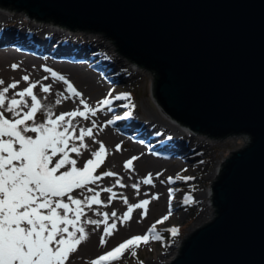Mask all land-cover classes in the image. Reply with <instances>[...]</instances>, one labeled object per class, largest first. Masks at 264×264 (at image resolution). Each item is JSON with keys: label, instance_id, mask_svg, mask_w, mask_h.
<instances>
[{"label": "water", "instance_id": "1", "mask_svg": "<svg viewBox=\"0 0 264 264\" xmlns=\"http://www.w3.org/2000/svg\"><path fill=\"white\" fill-rule=\"evenodd\" d=\"M11 6L103 32L151 70L153 99L187 131L249 135L211 181L215 216L167 264H264V0H0Z\"/></svg>", "mask_w": 264, "mask_h": 264}, {"label": "rangeland", "instance_id": "2", "mask_svg": "<svg viewBox=\"0 0 264 264\" xmlns=\"http://www.w3.org/2000/svg\"><path fill=\"white\" fill-rule=\"evenodd\" d=\"M9 6L7 5L6 8ZM0 12L6 13L7 16L6 21L1 25L2 28L5 26L8 29L16 27V32L22 35L18 37L30 43L21 46L18 45V42H13L12 45H6L8 47L7 52L0 49V79L5 82L0 87L7 86L13 80L20 81L15 89H9V95L27 86L29 81H24L23 76L28 75L30 80L40 81V84L34 88V92L42 99V104L45 107L49 104L52 105L54 114H59L61 111H71L77 105L83 108L84 105L79 104L81 96H74L69 93L64 81L51 76V73L47 70V68H51L70 79L78 92L83 94L82 98L92 106L101 101L105 95L110 98L116 97L112 100L111 107L97 108V112L94 115L89 113L87 119L79 116L73 119H78L81 126L89 127L91 126L90 117L101 118L92 130L93 136H85V142L89 147L82 150L78 159V166H83L84 162L91 157L92 151L98 149V141H103L106 145V157L96 169L95 174L98 175L109 169L119 174V176H101L98 182L90 185L97 188L112 186L115 196L112 197L107 191L100 192V198L108 200L111 197V203L103 205L93 203L82 219L91 217L94 220H103L102 215H99L97 211H93V209H97L100 212H108V222L115 220L117 226L112 230L110 236L105 237V244L101 245L99 239L106 225L101 224L97 227L91 223L85 224L88 235L85 240L81 241L76 250L70 253L65 264H91V260L95 256L110 250L132 235L145 233L149 226L154 223L156 231L163 237V240L150 239L147 243L141 242L136 246L135 254L132 253L130 248L125 249L121 257L112 261L111 264H140L141 261L144 264H167V262H171L179 254L178 247L183 244L181 239L188 237L195 228L209 222L216 214V211H214L215 206L210 203L212 199L209 197V200L199 195L201 191L210 188L212 186L211 181L216 180L218 177V172L213 176L209 174L216 168L217 163L223 162L224 158L232 154L230 151L238 150L247 145L250 139L249 135L238 133L209 139L205 133L200 134L199 132L195 134L186 131L185 134H180L166 131L167 133L159 134L156 129H152L151 123L146 120L147 112H154L156 119H167L170 123L172 119L161 110L153 99L151 94L152 72L149 68L133 65L134 62L130 61L127 56L123 58L122 53L115 52L116 45L112 43L111 38L102 35L103 32L100 31L93 32L79 28L69 30V27L63 28L59 25L58 27L54 26V29H58V32L61 33L58 37L53 36L52 39L51 34L44 35L48 31L45 33L41 30L36 31L40 35L36 37L35 32L29 30L30 27L40 23L39 25L52 28L53 26L49 25L52 21H35L33 16L27 18V12H24L23 9L12 8V11H9L0 7ZM23 22L30 26H27V29L20 27L19 24ZM47 36L50 37L47 38ZM45 40L52 42V48L48 49ZM96 42L98 44L95 46L101 52H105L101 57L104 56L113 63L123 62L125 74L128 73L124 80L113 78V75L118 72L113 71L115 67L109 68L107 66L104 68L103 64L100 63L103 59L94 54L96 52L94 47L91 50L88 45ZM5 44L7 43L5 42ZM44 45H47V48L43 49ZM70 46H74V48ZM82 46L85 47L80 49ZM62 47L63 49L67 47V50H63ZM102 48H104V51ZM13 51L16 53L19 51L21 54H15ZM13 64L18 65V67L13 68ZM45 65H47V68L44 67ZM42 77L47 79H42ZM43 83L50 84L52 86L51 91H42ZM97 84H103L104 88L99 89V92L91 95V97L85 94V91L89 94ZM121 92H129L131 96L120 97L117 94ZM65 96L68 98L65 99ZM57 100L60 103H57ZM129 101L135 107L131 109L132 115L126 117L123 113L129 110ZM45 116L46 113L43 110H38L36 113L37 120L44 119ZM115 117H119V119H114ZM144 121L148 124V127L145 126L142 129L143 135H138L136 133L137 127ZM172 123L174 122L172 121ZM128 124H132V126H128ZM155 142L158 146L163 147L162 150H159L160 154H157L158 150L154 147ZM77 143L79 142L77 141ZM116 144H120V147L116 148ZM185 144V154L197 150V156L191 157L192 160H186V155L182 158L176 155L179 153L177 148H180V145L185 146ZM134 146L140 147L146 156L152 158V167L147 170L142 167L144 165L138 161L140 157L132 160V167L125 165L124 162L132 158L131 153L134 152L132 149ZM153 148L156 150L155 154L151 153L154 152ZM72 155L75 156L76 154L73 153ZM157 172L160 173L159 176L155 175ZM149 173H152L151 179L154 183H147L141 179ZM177 173L181 177L189 176L192 179L168 181L169 176L175 177ZM117 179H121L122 184H115ZM134 184H139V189L134 188ZM170 188L174 190L172 193H169ZM79 192V189L74 190V194L78 195ZM137 193L139 194L137 195ZM154 193H159V195L153 196ZM187 193H191L192 196L190 203L184 202ZM209 195L211 196V191ZM124 197H127L128 204H138L140 200L148 199L146 214L141 215L145 212V208L138 206L133 209L130 218L122 223L121 217L128 207V204L124 202ZM170 205L171 207H169ZM113 210L116 212L115 217L111 216ZM166 213L170 214L161 221L159 218L165 216ZM157 221L159 222L156 223ZM172 226L179 228L176 235H172L170 231Z\"/></svg>", "mask_w": 264, "mask_h": 264}, {"label": "snow or ice", "instance_id": "3", "mask_svg": "<svg viewBox=\"0 0 264 264\" xmlns=\"http://www.w3.org/2000/svg\"><path fill=\"white\" fill-rule=\"evenodd\" d=\"M12 67L18 65L13 64ZM44 67L47 68V65ZM47 70L53 78H59L66 83L69 93L81 96L79 104L84 107L77 105L71 111L54 114L52 105L45 107L42 99L34 92L40 81L30 80L28 75L23 76L24 81H29L27 86L11 95L8 94L9 89H15L20 83L19 80L0 87V264H65L70 253L87 237L85 224L91 223L97 227L106 225L99 239L101 245L105 244V237L110 236L117 226L115 220L108 222V212L97 209L93 211L102 215L103 220H94L91 217L82 219L93 203H111V197L103 200L100 192L107 191L112 197L115 196L112 186L97 188L90 185L98 182L101 176L119 174L111 169L95 174L106 157V145L103 141H98V149L92 151L91 157L83 166H78L82 150L89 147L85 136H93L92 130L96 127V122L92 120L91 126L85 127L80 125L78 119H73L78 116L87 119L89 113L94 115L97 112V108L111 107L112 100L116 97L105 95L92 106L82 98L83 94L78 92L70 79L51 68ZM4 84V80L0 79V85ZM51 87L50 84L43 83L41 90L49 92ZM117 95L130 97L131 93L121 92ZM56 102L60 103L59 100ZM134 107L129 101V110L123 115L131 116V109ZM38 110L46 113L44 119H36ZM115 147L119 148L120 144ZM73 153L76 155H72ZM133 159L135 157L126 160L125 165L132 167ZM155 175L159 176L160 173ZM151 177L152 173H149L141 179L154 183ZM167 179L173 181L192 178L181 177L177 173L175 177L169 176ZM115 184H122V180L117 179ZM133 187L139 189L140 185L134 184ZM76 189L80 190L78 195L74 194ZM173 191L169 189V193ZM158 195L159 193L153 194ZM123 199L128 204L127 197ZM191 201V193H187L184 202ZM148 202V199H142L138 204H128L121 222L129 219L133 209L138 206L145 208V212L141 214L145 215ZM169 214L166 213L159 219L162 221ZM111 216H116L115 210L111 212ZM170 231L172 235H176L179 228L172 226ZM150 239L163 240L156 231L155 223L145 233L132 235L110 250L95 256L91 264H111L129 248L135 254L136 246L141 242L147 243ZM140 264L144 262L141 261Z\"/></svg>", "mask_w": 264, "mask_h": 264}, {"label": "bare ground", "instance_id": "4", "mask_svg": "<svg viewBox=\"0 0 264 264\" xmlns=\"http://www.w3.org/2000/svg\"><path fill=\"white\" fill-rule=\"evenodd\" d=\"M2 11V10H1ZM7 16H6V13H1L0 12V49L3 51V52H7L8 51V47L6 46V45H12V44H14L13 42H18V45H23V44H30L29 43V41H23V40H21L20 39V37H18V36H22L20 33H18V32H16L17 30L15 29L16 27H14V28H12V29H8V28H6V26L5 27H3L2 28V26L1 25H3V23L6 21V18ZM52 23H54V22H52ZM52 23H50L49 25H51V26H53L52 28H50V27H46L45 25L44 26H42V25H36V26H34V27H30V29L29 30H33L35 33L34 34H36L37 36L36 37H38V36H40L36 31H38L39 32V30H41V31H44L45 33L48 31V33H46V34H44V35H50L51 36V38L53 39V36H59V35H61V33H59L58 31V29H54L55 27L54 26H57L58 27V25H53ZM19 26L20 27H22V28H25V29H27V26H30L29 24H27V23H21V24H19ZM44 27H46V28H44ZM36 28V29H35ZM24 29V30H25ZM66 30V29H65ZM16 32V33H15ZM20 34V35H19ZM43 35V36H44ZM69 35V34H68ZM50 36H47V38L48 37H50ZM6 40H8V41H6ZM12 40V41H11ZM26 40V39H25ZM7 43V44H5V42ZM10 41V42H9ZM45 43L48 45V49L49 48H52V42L51 41H46L45 40ZM70 44V43H69ZM97 42L95 43V44H88L89 45V47L91 48V50H92V47H94L95 48V51L97 52H94V54H96V56H98V57H100L101 59H103L102 61H100V63L101 64H103V66H104V68H106L107 66H109V68L110 67H115V70H113L114 72L115 71H118V72H116L114 75H113V78H117V79H119V80H124V77L125 76H127V74H125V71H124V69H123V66H124V64H123V62L121 63V62H114L113 63V61L111 62V61H109L108 59H106L104 56L103 57H101V55H104L103 53H105V52H101L96 46H97ZM101 44V43H100ZM99 44V45H100ZM47 45H44V47H43V49H45V48H47ZM74 46H75V44H73ZM94 45V46H93ZM96 45V46H95ZM50 46V47H49ZM74 46H70V47H73L74 48ZM83 47H85V46H82V47H80V49L81 48H83ZM62 49H63V47H62ZM103 49V51H104V48H102ZM6 50V51H5ZM63 50H67V47H65V49H63ZM11 51V50H10ZM51 51V50H50ZM94 51V50H93ZM14 52V51H13ZM15 54H18V53H20L21 54V52H19V51H17V53L16 52H14ZM19 54V55H20ZM20 56H22V55H20ZM108 69V68H107ZM113 71H112V73H113ZM83 82H85L84 80H83ZM86 82H88V81H86ZM90 86V85H89ZM96 86V85H95ZM103 89L104 88V85L102 84H97V86L96 87H94V89L88 94V93H86V91H85V94L86 95H90V97H91V95H94V94H97L99 91V89ZM101 91V90H100ZM88 99H89V97H88ZM148 115V116H147ZM146 116H147V119L146 120H148V122L149 123H151V126H152V129L154 128V129H156V131H157V133H159V134H163V133H165L166 131H168V132H170V133H173V132H175V133H180V134H185V132H186V130H187V128H185L184 126H181V123H177L176 121H174L173 119H172V121L174 122V123H172V121H171V123L167 120V119H163V120H160V119H156L155 117H156V114L154 113V112H147V114H146ZM91 122H92V120H95V122H97V121H99V120H101V118L100 117H90V119H89ZM144 125V126H143ZM148 124L144 121V123H141V124H139L138 125V127H137V130H136V133L138 134V135H143V131H142V129H144V127L146 126V127H148L147 126ZM128 126H132V124H128ZM141 126H142V128H141ZM129 131H133V130H129ZM167 133V132H166ZM111 134V133H110ZM132 135H134V134H132ZM160 136V135H159ZM161 137V136H160ZM162 145H164V144H162ZM154 147L155 148H157V150H158V152H157V154H160L159 152V150H162L163 149V147L161 146V145H159L158 146V144L155 142V145H154ZM155 148H153L154 149V152H151L152 154H155V152H156V150H155ZM133 150H134V152L133 153H131V155H132V157H140V159L138 160L140 163H142V165H144V166H142V167H145V169L147 170V169H149L150 167H152L153 165V160H152V158L149 156H146V154L144 153V152H142L141 151V148L140 147H136V146H134L133 148H132ZM178 149V151H179V153H177L176 155H178L179 157H185V155H186V160H190L191 159V157H194L196 154H197V150L195 151V152H192V153H187V154H185L186 152H185V149H186V144H185V146H183V145H180V148H177ZM140 151V152H139ZM162 155V154H161ZM197 156V155H196ZM151 158V159H150ZM192 160V159H191ZM180 162L182 161V160H179ZM219 165H220V163H217V165H216V168L215 169H213L212 171H211V173L209 174V175H211V176H213V175H215V174H217V172H218V169H219ZM218 166V167H217ZM210 188H207V189H205V190H203V191H201L200 193H199V195L200 196H202V197H205V198H208L209 200H210ZM212 196V195H211ZM157 258L159 259V257L157 256Z\"/></svg>", "mask_w": 264, "mask_h": 264}, {"label": "trees", "instance_id": "5", "mask_svg": "<svg viewBox=\"0 0 264 264\" xmlns=\"http://www.w3.org/2000/svg\"><path fill=\"white\" fill-rule=\"evenodd\" d=\"M11 7L13 8V6H11ZM47 20H51L52 22H55L54 19H52V18H48ZM116 46H117V45H116ZM117 50H119L118 47H117ZM152 71H153V70H152ZM153 73L155 74V77H156V75H157L156 72L153 71ZM154 82H155V80H154Z\"/></svg>", "mask_w": 264, "mask_h": 264}]
</instances>
